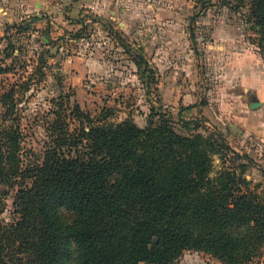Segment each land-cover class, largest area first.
Returning a JSON list of instances; mask_svg holds the SVG:
<instances>
[{
    "label": "trees",
    "instance_id": "1",
    "mask_svg": "<svg viewBox=\"0 0 264 264\" xmlns=\"http://www.w3.org/2000/svg\"><path fill=\"white\" fill-rule=\"evenodd\" d=\"M250 13L264 60V0H251ZM76 23L83 25L82 18ZM6 42L8 60L15 45L10 37ZM136 59L142 74L150 72L142 55ZM37 72L43 78L42 67ZM12 99L0 98V186L18 187L17 218L9 227L2 223L0 191V264H174L184 251L243 264L264 244V202L229 170L211 177V140L178 134L164 115L159 126L140 128L107 115L92 118L79 107L62 113L61 104L42 159L23 167L19 125L7 118ZM216 142L232 151L221 133Z\"/></svg>",
    "mask_w": 264,
    "mask_h": 264
},
{
    "label": "rangeland",
    "instance_id": "2",
    "mask_svg": "<svg viewBox=\"0 0 264 264\" xmlns=\"http://www.w3.org/2000/svg\"><path fill=\"white\" fill-rule=\"evenodd\" d=\"M250 2L91 0L87 7L63 8L67 23L62 31H58L61 26L57 22L46 17L48 30L36 24V28L34 25L19 31L11 29L8 33L3 32L15 22L11 17L3 19L8 8L0 7V62L6 61L5 66L0 63V98L6 93L13 97L14 111L7 118L19 125L22 166H32L42 159L51 144L50 128L61 104L62 113L69 114L79 107L92 118L107 115L109 122L131 121L140 128L150 127L151 123L153 127L159 126L167 116L173 119L178 134L185 137L200 134L216 144L212 178L220 171L229 170L239 177L244 191L254 193L264 202V159L259 157L260 154L264 157L263 145L246 140L245 144H251L247 151L245 145H239V115L211 111L203 106L214 94L211 79L220 72L213 48L215 33H232L238 42L239 35L245 33L241 41L253 45L260 39L252 23ZM81 16L83 25L76 23ZM78 33H81L79 38L75 36ZM48 36L52 39L50 45ZM6 37L15 45L14 55L8 60ZM119 41L129 48V54ZM137 54L146 60L150 72L142 74L136 67ZM85 60L92 65L85 67ZM99 60L110 61L106 70L114 75L118 90H108L100 81L96 64ZM116 63L122 64L117 67L121 68L119 74L113 73ZM39 67L44 72L43 78L37 72ZM81 68L90 71L83 72ZM62 70L59 75L57 71ZM119 80L125 84L119 85ZM176 93L182 97L194 96L190 97L191 102L176 106ZM200 102L203 105L198 106ZM218 133L228 137L232 151L223 150L216 142ZM241 155H247L253 163L242 160ZM0 191L6 193L1 219L9 227L17 218L14 204L18 187L10 189L1 185ZM263 260L264 244L243 264H262ZM185 262L223 264L210 254L196 251H184L174 264Z\"/></svg>",
    "mask_w": 264,
    "mask_h": 264
},
{
    "label": "crops",
    "instance_id": "3",
    "mask_svg": "<svg viewBox=\"0 0 264 264\" xmlns=\"http://www.w3.org/2000/svg\"><path fill=\"white\" fill-rule=\"evenodd\" d=\"M90 2L91 0H60L59 4H55L54 0H0V7L8 8L3 12L5 18H2L7 19L11 17L10 19H14L16 28H11L13 30L19 31L20 29L17 28L21 25L25 27L23 29L33 28L34 25L36 28V24L42 28L46 27L48 30L46 21L47 18H49L53 22H57L58 26H61L58 28V31H62V28H64L67 23V20L63 19V13H65V9L63 8L69 7L74 10L76 8L90 6ZM31 20L34 21L33 27H28V22ZM11 29H9V31ZM5 31L3 33L9 32ZM223 36L224 38H222ZM244 36L245 33H241L238 37L240 42H238L237 39H234L232 33H215L214 39L216 40L213 48L216 52L215 56H217L216 58L219 60L217 66L220 72L211 79L214 94H211V98L207 99V103L209 104L207 105L206 103L203 105L200 102L198 106L202 104L205 108L210 107L211 111H224L231 115H239L238 130H240L241 137L239 138V145L241 147L245 145L248 151L251 144H245L246 140L256 141L259 145H263L264 147V60L257 49L259 40L253 45V43L246 40L241 41ZM220 37L222 39H219ZM84 62L85 67L92 65V62L89 60H85ZM96 62L99 67L97 72L101 77L100 81L105 85V88L107 87L108 90L114 91L118 90V85L114 81L116 79L113 78L114 75L109 73V70L108 72L106 70L110 61L99 60ZM128 62L127 60V64ZM118 66L122 67V64L116 63L113 68V73L119 74L121 68L118 70ZM80 70L86 72V70L90 71V68L86 70L81 68ZM80 70L79 73L82 75ZM57 72L60 75L63 70ZM85 75H87V73H85ZM118 84H125L124 80H119ZM111 86H113L112 89ZM166 90H168V88H166ZM163 94L164 93H162V95ZM177 94L178 93H176V95ZM192 96L194 95H186V97L177 95L175 97L176 106L191 102L190 97ZM199 96L202 97L203 93H200ZM255 101H257L259 105L252 110L249 106ZM189 106L190 105H188V107ZM259 157L264 159L262 154H260ZM185 264L187 263L185 262Z\"/></svg>",
    "mask_w": 264,
    "mask_h": 264
},
{
    "label": "water",
    "instance_id": "4",
    "mask_svg": "<svg viewBox=\"0 0 264 264\" xmlns=\"http://www.w3.org/2000/svg\"><path fill=\"white\" fill-rule=\"evenodd\" d=\"M259 104L257 103V101H255L254 103H252L249 107L250 109H255Z\"/></svg>",
    "mask_w": 264,
    "mask_h": 264
},
{
    "label": "built area",
    "instance_id": "5",
    "mask_svg": "<svg viewBox=\"0 0 264 264\" xmlns=\"http://www.w3.org/2000/svg\"><path fill=\"white\" fill-rule=\"evenodd\" d=\"M47 1H50V0H47ZM262 264H264V260H263Z\"/></svg>",
    "mask_w": 264,
    "mask_h": 264
}]
</instances>
